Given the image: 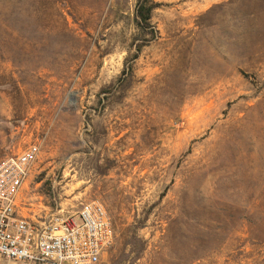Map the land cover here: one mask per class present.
<instances>
[{"label": "rangeland", "instance_id": "obj_1", "mask_svg": "<svg viewBox=\"0 0 264 264\" xmlns=\"http://www.w3.org/2000/svg\"><path fill=\"white\" fill-rule=\"evenodd\" d=\"M151 1L142 32L136 0H0L17 213L99 202L97 264H264V0Z\"/></svg>", "mask_w": 264, "mask_h": 264}, {"label": "built area", "instance_id": "obj_2", "mask_svg": "<svg viewBox=\"0 0 264 264\" xmlns=\"http://www.w3.org/2000/svg\"><path fill=\"white\" fill-rule=\"evenodd\" d=\"M38 147L0 160V264H97L114 233L103 206L81 204L32 221L17 213L20 191Z\"/></svg>", "mask_w": 264, "mask_h": 264}, {"label": "trees", "instance_id": "obj_3", "mask_svg": "<svg viewBox=\"0 0 264 264\" xmlns=\"http://www.w3.org/2000/svg\"><path fill=\"white\" fill-rule=\"evenodd\" d=\"M157 7L151 0H136L133 22L142 32L151 31L150 19L152 11ZM141 46H137L136 53H139Z\"/></svg>", "mask_w": 264, "mask_h": 264}]
</instances>
